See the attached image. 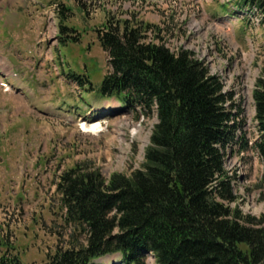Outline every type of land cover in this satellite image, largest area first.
I'll use <instances>...</instances> for the list:
<instances>
[{"label":"rangeland","instance_id":"rangeland-1","mask_svg":"<svg viewBox=\"0 0 264 264\" xmlns=\"http://www.w3.org/2000/svg\"><path fill=\"white\" fill-rule=\"evenodd\" d=\"M230 1L0 0V79L9 74V88L0 87V234H7L25 264H43L57 250L86 242V231L66 220L58 175L82 162L105 178L128 174L140 167L157 122L154 108L122 109L112 96H85L67 74L95 69L89 72L95 88L108 72L94 29L111 16L158 25L154 40L171 51H192L221 78L238 121V141L225 158L236 197L230 206L256 219L264 215L252 96L264 79V14L253 9L242 14ZM61 5L72 8L73 15L65 12L67 24L81 34L63 56L62 37L78 34L60 33L59 39ZM82 97L90 103L83 115L75 110L84 104ZM115 258L103 261L114 264ZM146 261L154 264L150 254Z\"/></svg>","mask_w":264,"mask_h":264},{"label":"trees","instance_id":"trees-1","mask_svg":"<svg viewBox=\"0 0 264 264\" xmlns=\"http://www.w3.org/2000/svg\"><path fill=\"white\" fill-rule=\"evenodd\" d=\"M234 2L264 14V0ZM61 8L59 33L74 32L65 13L71 9ZM94 32L109 70L97 90H84L112 96L124 108H154L157 122L140 167L128 174L105 178L82 162L58 175L66 220L86 231V242L57 250L43 264H105L115 255L116 264H146L148 253L154 264H264V215L256 219L230 206L236 197L225 158L238 141V121L221 78L192 51L154 40L158 25L111 16ZM69 38L62 37L61 49L78 40ZM67 74L92 85L88 74ZM252 96L253 148L264 168V79ZM3 235L0 264H22Z\"/></svg>","mask_w":264,"mask_h":264},{"label":"bare ground","instance_id":"bare-ground-1","mask_svg":"<svg viewBox=\"0 0 264 264\" xmlns=\"http://www.w3.org/2000/svg\"><path fill=\"white\" fill-rule=\"evenodd\" d=\"M113 111V110H112Z\"/></svg>","mask_w":264,"mask_h":264}]
</instances>
